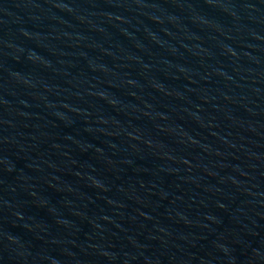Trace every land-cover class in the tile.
<instances>
[{"label": "water", "instance_id": "1", "mask_svg": "<svg viewBox=\"0 0 264 264\" xmlns=\"http://www.w3.org/2000/svg\"><path fill=\"white\" fill-rule=\"evenodd\" d=\"M0 264H264V0H0Z\"/></svg>", "mask_w": 264, "mask_h": 264}]
</instances>
